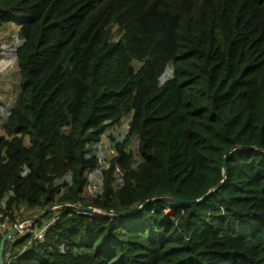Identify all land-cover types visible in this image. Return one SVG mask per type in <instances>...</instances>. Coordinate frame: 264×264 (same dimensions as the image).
<instances>
[{"label":"trees","instance_id":"16d2710c","mask_svg":"<svg viewBox=\"0 0 264 264\" xmlns=\"http://www.w3.org/2000/svg\"><path fill=\"white\" fill-rule=\"evenodd\" d=\"M6 24L23 42L0 222L33 226L5 264H264V0H0Z\"/></svg>","mask_w":264,"mask_h":264},{"label":"rangeland","instance_id":"374dc122","mask_svg":"<svg viewBox=\"0 0 264 264\" xmlns=\"http://www.w3.org/2000/svg\"><path fill=\"white\" fill-rule=\"evenodd\" d=\"M115 30V29H113ZM121 33H114L113 39L117 41ZM23 39L20 34V27L16 24H6L0 29V138L5 136L4 125L6 123L7 117L11 108L13 107L16 99L20 94V73L16 61V50L22 44ZM134 68L137 70L141 66L140 63L134 62ZM172 66H169L166 71L163 81L167 80L171 76ZM131 115L126 116L125 122L128 124L130 122ZM123 124V127L126 126ZM112 132H121V129L114 128ZM109 136H104L103 140H108ZM138 140L135 139L130 145V150H133L135 156L138 152L137 150ZM98 148L94 146L93 149ZM18 213V212H17ZM28 213L21 210L16 216L18 224L24 222L28 219L26 217ZM3 217L0 215V218ZM8 218H6L3 223L7 224L9 228H13L8 224ZM17 236L10 239L11 242Z\"/></svg>","mask_w":264,"mask_h":264},{"label":"built area","instance_id":"2783aa9c","mask_svg":"<svg viewBox=\"0 0 264 264\" xmlns=\"http://www.w3.org/2000/svg\"><path fill=\"white\" fill-rule=\"evenodd\" d=\"M97 168H95L92 172L89 173V182L86 187V191L90 194H96L99 189L103 179L104 171H107L110 167L111 160L117 155L115 143L110 140H103L98 145L97 150ZM117 172L121 174L119 168H117ZM58 222V217H52L49 221L45 222L40 228L34 230L33 240L34 243H42L45 240V236L47 232ZM33 226V221H25L21 223V228H18V235H26L30 228ZM17 227V225H14ZM10 228L7 224L0 222V234L3 231H9Z\"/></svg>","mask_w":264,"mask_h":264},{"label":"water","instance_id":"95a60500","mask_svg":"<svg viewBox=\"0 0 264 264\" xmlns=\"http://www.w3.org/2000/svg\"><path fill=\"white\" fill-rule=\"evenodd\" d=\"M229 156H230V153L226 154V156H225V160H224V164H223V181L218 185L219 187L223 186L225 184V182H226V173H227L226 164H227V160H228ZM213 192H214V189H212L202 199H199V200L194 201V202H189V201H179V202L183 203V204H186V205L193 204V203H200V202L204 201V199H206ZM150 202H151V200L146 201L139 209L144 208ZM61 206L75 207V205H72V204H64V205L52 206V207H49L46 211H44L40 216H43V215L47 214L48 212H51V211H53L55 209H58ZM85 210H87V211H96V210H93L90 207L86 208ZM18 228H21V224H18L17 227L11 228L9 231L1 232V239H0V264H5L4 251H5L6 243H7L8 240H10V239H12V238H14L15 236L18 235V231L20 230V229L18 230Z\"/></svg>","mask_w":264,"mask_h":264},{"label":"clouds","instance_id":"9594fccd","mask_svg":"<svg viewBox=\"0 0 264 264\" xmlns=\"http://www.w3.org/2000/svg\"><path fill=\"white\" fill-rule=\"evenodd\" d=\"M21 224V223H20ZM14 227V226H13ZM18 236V235H17Z\"/></svg>","mask_w":264,"mask_h":264}]
</instances>
